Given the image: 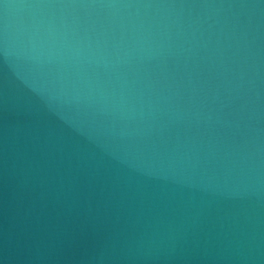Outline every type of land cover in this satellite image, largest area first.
<instances>
[{
	"label": "water",
	"instance_id": "1",
	"mask_svg": "<svg viewBox=\"0 0 264 264\" xmlns=\"http://www.w3.org/2000/svg\"><path fill=\"white\" fill-rule=\"evenodd\" d=\"M0 264H264V0H0Z\"/></svg>",
	"mask_w": 264,
	"mask_h": 264
}]
</instances>
